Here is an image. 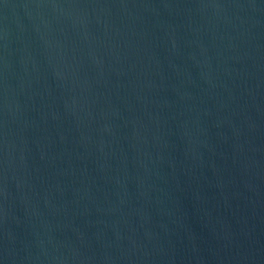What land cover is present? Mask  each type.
Wrapping results in <instances>:
<instances>
[{"label":"water","instance_id":"1","mask_svg":"<svg viewBox=\"0 0 264 264\" xmlns=\"http://www.w3.org/2000/svg\"><path fill=\"white\" fill-rule=\"evenodd\" d=\"M0 264H264V0H0Z\"/></svg>","mask_w":264,"mask_h":264}]
</instances>
